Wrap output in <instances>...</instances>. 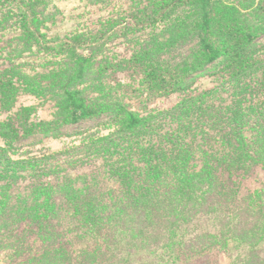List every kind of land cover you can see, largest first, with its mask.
<instances>
[{
    "label": "rangeland",
    "instance_id": "rangeland-1",
    "mask_svg": "<svg viewBox=\"0 0 264 264\" xmlns=\"http://www.w3.org/2000/svg\"><path fill=\"white\" fill-rule=\"evenodd\" d=\"M19 1L0 0V189L14 196L49 184L57 189L54 201H64L48 228L36 202L27 201V212L20 206L21 215L12 203L0 212V264H264V158L252 160L247 147L259 131L253 110L264 95V0H213L208 30L200 29V6L181 0L167 7L166 20L143 27L135 14L156 13L171 0H24L27 18ZM199 33L241 56L206 62ZM248 33L257 34L254 41ZM79 34L98 41L78 53L53 48ZM65 85L96 114L71 122ZM205 90L213 92L207 117ZM174 107L178 118L167 113ZM130 111L149 118V126L125 132ZM230 128L242 133L234 146L239 138L247 153L239 168L227 166L230 146L221 133ZM176 129L185 136L180 164L168 143ZM118 135L143 138L146 153L128 152L123 142L96 143ZM204 152L219 154L217 183L206 202L189 204L196 211L187 222L176 221L169 207L134 212L155 190L180 198L183 176L175 171L190 175ZM67 182L87 207L64 199ZM121 210L136 220L134 229L107 220ZM68 220L61 232L58 224ZM60 234L68 239L63 260L53 249Z\"/></svg>",
    "mask_w": 264,
    "mask_h": 264
},
{
    "label": "trees",
    "instance_id": "trees-1",
    "mask_svg": "<svg viewBox=\"0 0 264 264\" xmlns=\"http://www.w3.org/2000/svg\"><path fill=\"white\" fill-rule=\"evenodd\" d=\"M181 1L192 2L200 6V9L202 11L200 29L208 30L211 25V21H212L211 14L213 10L212 9L213 0H181ZM23 3H24V0L19 1L20 6ZM171 4H174L175 6L174 0H171L170 2H166L159 9H157L156 13L151 14V13L143 12L142 15L135 14V19H137L138 22H140L141 27L148 26V25L156 26L158 22H161L162 20H166V17L168 16V13H169V9H167V7H169V5ZM25 6H28V5L24 3L19 12L22 14L24 18H27L29 17L30 11H29V7H25ZM234 31L236 32V28H234ZM37 33L38 31L36 33L33 32L34 37L35 38L37 37V41L39 40L43 41V38H41V36H43L42 33H41V36L37 35ZM229 33L233 35L232 27L230 28ZM256 36L257 34L248 33L247 34L248 42L254 41ZM96 41L98 40L95 39V37L89 38V37H84L81 34H79L77 36L68 37V39L66 40H61L55 43L53 48H57L59 50V53H65L67 51L71 52V50H73L74 53H78V50L81 47L85 48L87 46H92L94 42ZM197 43L199 45L200 52L202 53L203 57L206 59V62H209V63H215L217 61L222 63L227 58L235 59L241 56V53H232L235 47L230 48L227 51L219 49L213 43L208 41L206 34L202 35L201 33H199V40ZM82 70H83V67L81 66L79 71L81 72ZM65 86H66L65 95L68 99V104L70 108L69 117H70L71 122H78L82 119H86L96 114V112L93 109H91L90 107L86 105L83 97L79 96L77 93H75V91H71L70 89H67V85ZM30 90L33 91V89H30ZM212 93L213 92H211V90H205L202 92V94H200V99H202L203 101L202 103L204 107V109H202V113H205L204 116L206 117H207L206 109L208 107V105H206V98H208L209 95ZM185 103L186 102L183 101L181 104L183 105ZM119 108H121V106ZM253 111H255V113L253 114V120L255 123H257V126H258L256 130L259 129V131H258V134L256 132V135L251 137L252 143L250 142L249 145H247V147L250 150L249 152L253 151V153L255 154L254 155L252 152L250 154L248 152V157L254 161H257V159L259 158H264V126H262L264 124V95H261V98H257V105ZM239 112L240 113H235V116L241 117L243 119L245 117V114H242L241 111ZM167 113L170 115H173L174 118L176 117V113H178L177 114V118H178V116L182 112L179 108L174 107L170 109ZM120 114L123 115L124 112H121ZM170 115L168 116L174 119ZM208 115H211L210 112H208ZM169 117L168 119H170ZM247 117L249 119V115H247ZM177 118L174 120L177 121ZM174 120H172L171 122H173ZM54 121L57 122L56 120ZM150 122H151L150 119L146 118V116H139L136 113L130 111L128 112L127 118L125 119V132L129 133V132H134V131H140L143 128L145 130V128L149 126ZM161 123H162V120L161 121L154 120V124H156V127L160 126ZM164 131L166 132V130ZM237 133H238V136L242 137V133L236 132V130L234 129H231V132H227L225 130L224 132L221 133V135H222V141L230 146V149L227 153L228 154L227 166L229 167L238 166L239 168L242 166L241 162L243 160V156L247 153L246 151H244L243 147H240L241 140L239 138H238V144L234 146V140H236ZM2 134H5V132L4 133L2 132ZM118 136L120 137H114V138L113 137L112 138L111 137L109 138L99 137L96 143L100 144L99 146L109 145V147H112V145L114 144L120 145L123 142L120 146H123V148L126 149V151L128 152L129 151L135 152L136 150L138 154L146 153L144 150L145 149L144 143L142 141L143 138L139 140L137 139L136 141H126V139L122 137L121 135H118ZM184 140H185V136L179 131H177V129L175 131H171L170 138L168 139V143L171 148L170 151L173 155V158L179 164L182 160L184 161L183 159L184 153L181 155L182 150H180L181 148L180 146L181 144H183ZM158 146L161 147L162 144L159 143ZM0 150H4V149L0 147ZM3 153H6V152H3ZM218 155L219 154L217 152H214L212 154H206L204 152L200 157H198V159H200L201 161L200 163L195 162V165H194L195 170H193V173H191L190 175H187L184 171H182V168L179 169V171H175L176 174L183 176L180 182H184V185H181V184L179 185V188H180L179 190L182 191L181 194L178 196L180 198H177L176 196H171L167 194L165 191L163 192L161 190H155L152 193V196H150V198L144 201H140L141 203L140 206L136 210H134V212H138L142 210L141 208H144L146 211L153 213L156 209H159L162 207L164 208L169 207V212L173 214L176 221L183 220L184 222H187V219L189 218V214L191 215L194 210L196 211V209H194V207L192 206L190 207L189 204H191L192 202L193 205H202L204 202H206L207 196L209 195V193H211L214 187L216 186V183H217L216 177H215L216 175L214 176V174L212 173H215L216 171L214 160L217 158ZM5 159L7 161H11V159L8 156H6V154H5ZM3 163H4V160H3ZM197 171H199V173H196ZM63 185L64 187L62 188V192L64 194V199L72 207L73 206L76 207L81 204H83L86 207L88 206V203L86 201H81L80 197L78 198L74 196L72 197V191H71L69 182L64 183ZM56 190L57 189L55 187L47 184L43 188H33V190L23 195L13 196V194H9L8 189H5L4 187H2L0 189V195H1L0 212L2 213V216H5V210L7 209V207H9V204L12 203V204L17 205V207L14 209L13 214L21 215L22 212L19 209L20 206L24 205L23 207L26 209V212H27V211L32 210L30 209L31 207L27 208V201L30 203L36 202L38 204L35 206H39V211L37 212V215H40V214L46 215V221L48 222L47 228L52 227L51 217L57 216L61 213L56 208L58 207L61 208V203L64 201L62 198L60 199L59 204H57L54 201L53 193ZM108 209L111 210L110 205L106 208V210ZM74 210L78 212L77 208L76 209L74 208ZM121 212L122 213L119 214L118 216H115L114 219L111 215V212H109L108 214L109 217L107 220L112 223L115 229H124L125 227H126L125 230L134 229V225H136V220L131 218L130 214H127L128 211L121 210ZM71 213L73 214V212ZM88 214H90V212L86 213V217L88 216ZM71 223H72V220L71 221L68 220V221H64L63 224L62 223L58 224V226L62 228L61 232L66 233V231L70 228ZM53 232L54 231H51V230L47 231L46 229V234H48V236L50 235V238ZM61 235L62 234L58 236V239L53 244L54 246L53 249L56 252L55 258L57 260L65 259L67 257L65 253L69 252L67 248L68 239L66 238V236L63 237Z\"/></svg>",
    "mask_w": 264,
    "mask_h": 264
}]
</instances>
